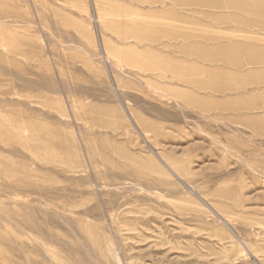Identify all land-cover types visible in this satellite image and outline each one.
<instances>
[{"label":"rangeland","instance_id":"374dc122","mask_svg":"<svg viewBox=\"0 0 264 264\" xmlns=\"http://www.w3.org/2000/svg\"><path fill=\"white\" fill-rule=\"evenodd\" d=\"M0 264H264V0H0Z\"/></svg>","mask_w":264,"mask_h":264}]
</instances>
